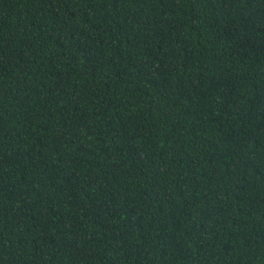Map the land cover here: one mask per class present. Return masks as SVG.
<instances>
[{"label": "trees", "instance_id": "trees-1", "mask_svg": "<svg viewBox=\"0 0 264 264\" xmlns=\"http://www.w3.org/2000/svg\"><path fill=\"white\" fill-rule=\"evenodd\" d=\"M0 264H264V0H0Z\"/></svg>", "mask_w": 264, "mask_h": 264}]
</instances>
